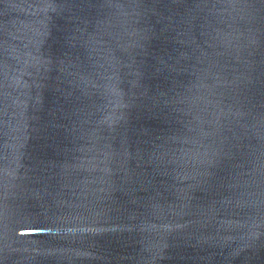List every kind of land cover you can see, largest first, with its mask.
I'll use <instances>...</instances> for the list:
<instances>
[{
	"label": "water",
	"instance_id": "water-1",
	"mask_svg": "<svg viewBox=\"0 0 264 264\" xmlns=\"http://www.w3.org/2000/svg\"><path fill=\"white\" fill-rule=\"evenodd\" d=\"M0 264H264V0H0Z\"/></svg>",
	"mask_w": 264,
	"mask_h": 264
}]
</instances>
